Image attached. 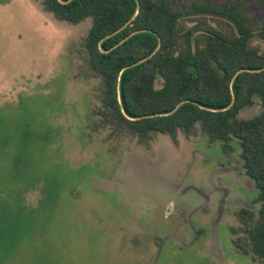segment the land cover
Segmentation results:
<instances>
[{
	"label": "rangeland",
	"instance_id": "rangeland-1",
	"mask_svg": "<svg viewBox=\"0 0 264 264\" xmlns=\"http://www.w3.org/2000/svg\"><path fill=\"white\" fill-rule=\"evenodd\" d=\"M90 26L0 0V264H263L232 241L239 210L259 208L236 141L228 155L201 133L145 145L95 126Z\"/></svg>",
	"mask_w": 264,
	"mask_h": 264
},
{
	"label": "trees",
	"instance_id": "trees-1",
	"mask_svg": "<svg viewBox=\"0 0 264 264\" xmlns=\"http://www.w3.org/2000/svg\"><path fill=\"white\" fill-rule=\"evenodd\" d=\"M38 1L59 20H91L84 72L100 80L96 127L145 145L159 133L175 144L201 133L228 155L238 143L259 208L239 210L232 241L264 264V0L258 17L244 0ZM255 104L257 114L240 116Z\"/></svg>",
	"mask_w": 264,
	"mask_h": 264
},
{
	"label": "water",
	"instance_id": "water-1",
	"mask_svg": "<svg viewBox=\"0 0 264 264\" xmlns=\"http://www.w3.org/2000/svg\"><path fill=\"white\" fill-rule=\"evenodd\" d=\"M137 32H138V31H137ZM129 36H131V35H129ZM142 61H144V59L141 60V61L135 62L133 65H136V64H138V63H140V62H142ZM133 65H130V66H133ZM263 69H264V68H263ZM244 70H251V69H240V70L237 72V74H238L239 72L244 71ZM259 70H262V69H258V71H259ZM251 71H256V70H251ZM187 101H188V100H187ZM183 102H185V101H182L181 103H183ZM181 103H180V104H181ZM180 104H179V105H180ZM179 105H178V106H179ZM178 106H177V107H178ZM177 107H176V108H177ZM176 108H175L174 110H176Z\"/></svg>",
	"mask_w": 264,
	"mask_h": 264
}]
</instances>
